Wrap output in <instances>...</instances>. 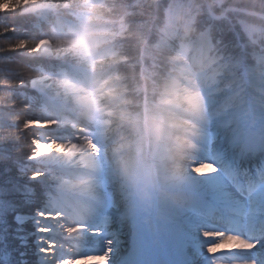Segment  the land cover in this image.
<instances>
[{"label": "rangeland", "instance_id": "obj_1", "mask_svg": "<svg viewBox=\"0 0 264 264\" xmlns=\"http://www.w3.org/2000/svg\"><path fill=\"white\" fill-rule=\"evenodd\" d=\"M35 2L43 4L38 9V12L34 11V14L37 13L41 17L52 13L57 8V5L51 0H27L21 3L19 7L21 12L28 13L24 9L26 7L32 8L30 3ZM60 7L70 9L68 2H64ZM171 10V8H168L167 15H171ZM75 16L78 15L75 14ZM79 17L81 18L82 16L79 15ZM57 22L60 25L61 20L58 19ZM232 26H234V23H232ZM246 28L248 31H259L262 26L247 24ZM235 35L237 37L240 36L237 29ZM50 38L51 36H47L46 41L43 43L47 45L46 49L48 48V51L39 54L41 57L51 56L54 46L64 47L71 51L65 43ZM195 39L196 37L192 38L187 43V46L192 49L195 46L199 49L203 47L201 43L196 45ZM242 48L244 50L247 49L248 52H253L252 46L246 41H244ZM35 50L36 46L31 51H26V53L31 56H39L35 53ZM68 50L65 51L67 52ZM65 51L63 53H66ZM107 51L111 50L108 49ZM228 51L230 52L229 49ZM71 52L76 55L73 51ZM236 52L231 56L230 54L229 56L225 55V62L221 63L217 70L208 75L210 83L214 81L213 79L221 80V87L223 88L221 91L217 93H212L211 90L205 92L203 89L209 87V84H202L200 82L202 77L193 78V76H188L195 81L198 80L193 87H191L190 83L182 82L186 88L198 93L202 106L199 114L202 115L186 117L193 129V147L183 154L178 165L175 166L169 153L167 140H162L152 146L143 147L141 136L132 133L124 123L118 122L117 116L113 115V111L136 115L142 108L152 106L156 100V95L147 100L140 95L136 104L133 102L132 104L120 105L119 100H117L114 102L115 108H109L98 113L92 120L82 121L79 117L75 97L79 89L92 88L93 86L90 85L94 84L88 83L87 86H79L78 80L68 82L62 77L54 76L52 78L44 75L37 78L42 79L43 85L47 87L41 86L38 88L32 84L33 78H31L29 87L34 92H38L44 102L46 101L49 112L44 115H32L26 120L27 125L38 132L40 131L39 139L34 141L37 150L31 156V160L44 167L42 172H34L39 173L38 179H31L34 173L28 179L34 181V184L38 186H44L49 193H52V196L49 195L50 198L44 206L38 203L35 209H31L30 204L24 202H19V204H21L22 209L31 212L24 213L23 215L25 216L34 215L37 208L45 212H58L60 215L58 219L55 216L51 219L37 217L36 227L34 222L29 220L30 222L25 229L26 232L20 235L22 238L21 243L23 246H27L28 253L22 250L19 253L11 254L8 258L5 252H2L0 256L2 263L0 262V264H42V258L47 261V264H102V261L97 258L101 249H91L86 246V241L91 233L86 226L95 220L105 192L112 194L114 199H118L119 205H114V208L118 207L120 209L121 217L130 229L133 228V218L127 214L128 212L131 215L147 216L154 211L168 209L166 204L170 206V209L174 210L187 208L188 203L187 205H182V207L176 205L177 203H175L174 199L173 201L167 200L166 196H174L179 190V183L170 181L169 174L170 172H177V168L178 173L182 175L188 174L190 160L202 149L212 129L213 123L209 120V112L216 108L217 105H223L226 100L236 102L237 99L241 98V96H234L235 94H233L226 99V92L229 89L227 80L231 79V74H233V77L235 73L241 76L243 67L249 69L254 67L241 62L242 59H244L243 63L247 62V55L249 54L239 51L238 48ZM119 55L123 57L120 63L128 65L129 60L126 54ZM139 58L140 56L137 57L135 63L140 69ZM83 60L81 58V61ZM250 61L252 60L250 59ZM84 62L90 72L92 70L95 71L96 65L105 61L101 60V58H93L92 62ZM214 63L218 65L216 62ZM239 66L241 67L240 71L237 70ZM259 73L261 72L259 71ZM113 74L123 77L121 98H127V88L124 84L126 78L122 74L112 73V69H107V72L102 76ZM242 86L243 83L237 87V93ZM210 98H214L213 100L218 101V104H210ZM254 107L258 108L259 104L256 103ZM206 110L210 111L207 112ZM177 111L182 115L184 114L182 107L177 109ZM261 111H264V108ZM256 133L259 134V132ZM262 136L263 133L261 136L250 133L248 144L249 147L253 146V148L249 149V147L244 145L233 146L228 152L227 162L233 165V160L240 156L239 154L243 150H246L245 162L239 165L240 169L243 171L248 169L249 165H246V162L249 159L254 161L257 168H259V172L264 173V142H262L264 136ZM256 148L260 149L259 154L255 153L254 149ZM249 150L251 152H248ZM236 154L237 156H234ZM122 157H127L130 161L129 174H126L122 168ZM63 159L67 160L62 161ZM256 160L260 162H255ZM24 175L26 176L23 173L19 174V176L25 178ZM260 181L259 189H257L259 193H264V178L260 179ZM59 195L63 202L58 200ZM179 196L185 200L189 199V196L186 195ZM150 200L154 204L155 210L150 207ZM36 228L39 232H37ZM28 233L33 235L29 236L27 235ZM38 236L41 238L42 244L39 251L37 248ZM17 239L19 244L20 239L18 236ZM120 242L124 243L123 240ZM127 251V245H125L122 250V256H126ZM82 256H87L88 258L79 259Z\"/></svg>", "mask_w": 264, "mask_h": 264}, {"label": "trees", "instance_id": "obj_2", "mask_svg": "<svg viewBox=\"0 0 264 264\" xmlns=\"http://www.w3.org/2000/svg\"><path fill=\"white\" fill-rule=\"evenodd\" d=\"M23 1L27 0H0V189L4 190L0 199L15 206L14 211L0 214V256L5 252L8 258L22 250L28 253L27 246L21 243L20 235L26 232L30 221L24 223L23 233L18 235L15 215L31 212L22 209L19 202L30 204V208L35 209L38 203L44 206L52 196L44 186H38L28 179L35 171L42 172L44 167L31 160L37 150L34 141L39 139L40 131L27 125L26 120L32 115H44L46 109L38 93L29 88V81L42 74L54 75L66 71L69 64L79 68L84 65V60L81 61L80 57L60 46H54L52 50L54 53L68 50L69 52H65L69 64L53 58L27 54L26 51L35 48L41 38L51 36L50 39L67 44L62 39V34L68 33L81 23L79 15H84L83 7L102 6L105 18L113 21L111 27L115 33L109 49L126 54L129 61L128 65L121 64L120 61L106 62L96 65V70L100 72L103 69H112V73L122 74L126 78L124 84L127 98H131L135 104L142 93L141 77L150 78L151 87L155 88L163 78L176 76L178 71H182L184 67L180 64L184 63L186 68L191 69V63H187L189 60L181 63L176 56L184 55L181 50L183 44L207 24H210L216 55L226 47V42L233 45L236 41L235 34L230 29L232 20L237 25L240 40H250L255 47H261L264 51L262 19L226 11L224 17L206 20L203 11L204 2H211L217 13L225 7L246 8L264 13V0H51L57 5L59 16L69 20L64 22L63 31L59 33L55 30L54 15H48L46 21L36 13H22L19 7ZM64 2H68L70 9L60 7ZM167 8L174 11V19L166 21ZM181 16L184 21L178 22L177 18ZM239 21L262 28L250 34ZM188 22L195 32L185 37L183 23ZM219 42L224 46L219 48ZM185 51L189 53L190 49L186 47ZM140 55L143 66L139 69L135 61ZM202 72V75L209 73L207 68ZM79 74L86 79L87 72L80 71ZM181 75L179 79L182 80L186 74ZM146 93L149 99L156 95L154 92ZM22 173L26 174L25 178L19 176ZM14 184L29 190L32 202L25 201L20 193L9 191ZM17 236L20 239L19 244ZM0 262L2 263L1 258Z\"/></svg>", "mask_w": 264, "mask_h": 264}, {"label": "snow or ice", "instance_id": "obj_3", "mask_svg": "<svg viewBox=\"0 0 264 264\" xmlns=\"http://www.w3.org/2000/svg\"><path fill=\"white\" fill-rule=\"evenodd\" d=\"M209 103L217 105L218 101L210 98ZM245 111L242 103L236 104L231 100L215 108L207 140L189 163L187 208L161 209L147 216L128 212L133 218V228L130 229L122 219L120 209L114 208V205H119L118 199L105 192L95 220L86 226L91 232L86 246L101 249L97 258L102 264H211L207 249L217 241L206 235L209 231L207 225L212 223L209 217L218 219L216 230L223 235H235L249 245L231 250L239 253L236 259L240 264H248L249 261L264 264V193L255 198L249 195L248 202L238 199L236 192L244 189L238 179L239 173L227 162L228 152L233 146L249 147L251 124ZM254 119L264 129V111ZM38 177L39 173H34L31 179ZM3 191L0 189V196ZM9 191L20 193L25 201L32 202L29 190L24 186L14 184ZM14 210L13 204L0 199V214ZM59 215L39 208L32 216L16 214L18 235L23 233L25 221L32 220L36 227L37 217L51 219L55 216L58 219ZM125 245L127 255L122 256ZM41 246L38 236V251ZM42 264H47L43 258Z\"/></svg>", "mask_w": 264, "mask_h": 264}, {"label": "clouds", "instance_id": "obj_4", "mask_svg": "<svg viewBox=\"0 0 264 264\" xmlns=\"http://www.w3.org/2000/svg\"><path fill=\"white\" fill-rule=\"evenodd\" d=\"M84 19L64 37L66 46L76 55L88 62L100 55L105 62L116 63L123 59L115 50L107 51L115 33L111 27L113 21L105 18L102 6L85 5L82 9ZM178 22L184 18L178 17ZM184 36L188 37L195 29L190 22L183 23ZM211 64L209 63L208 67ZM141 90L156 94L152 106L142 108L133 115L113 111L118 122L124 123L134 134H139L145 146H152L162 140H167L168 149L173 164L178 165L183 154L193 147V129L187 116L198 115L201 112V102L198 93L186 88L177 76H168L155 87L151 80L141 77ZM121 75L98 76L92 88H82L77 91L75 102L78 105L79 117L82 121L92 120L98 113L115 108L114 102L120 105L132 104L131 98H121L123 91ZM183 108V115L177 111ZM123 138V136H122ZM122 168L130 173V161L121 158ZM178 172V168H177Z\"/></svg>", "mask_w": 264, "mask_h": 264}, {"label": "bare ground", "instance_id": "obj_5", "mask_svg": "<svg viewBox=\"0 0 264 264\" xmlns=\"http://www.w3.org/2000/svg\"><path fill=\"white\" fill-rule=\"evenodd\" d=\"M30 7H26L24 9V11L27 12H38L39 8L41 6H43L42 3H30ZM37 10V11H36ZM228 11H232L235 13H240V10L236 7H231L228 9ZM225 15V12H224ZM195 43L197 44H202V45H207L212 41V34H211V29L210 26L208 29L203 28L201 30H198L195 34ZM215 41V40H213ZM44 42H40V44L37 46V49L35 50L36 54H41V53H46L48 50V48L46 49L45 44H43ZM230 43L226 42V47H229ZM251 81L256 82L257 79H255V76H252ZM32 84L36 87H47L45 85H43L42 83V79L40 78H34L32 80ZM67 160V159H63L62 161ZM169 180L173 181V182H178L179 183V190L178 193L174 194V198L181 199L182 197L179 195H190V181L188 179V174L182 175L178 172H170L169 174ZM245 190H247V187L244 188ZM230 191H234L233 189H230ZM237 198L240 199L242 202H248L249 196H247L246 198H243L239 192H236ZM249 195H251L253 198H255L258 194L253 192L250 193ZM212 218V223H210L209 225H207V227L209 228V231L206 233V235H208L209 237L216 239V243H214V245L212 244L211 247H208L207 252L210 254L211 256H214L217 259H220L219 261H217V264H240L239 261L237 260H233L232 258H236L239 253H235L232 252L231 250L233 249H240L249 245H246L244 241H242L241 239H238L237 236L235 235H223L220 231L216 230V225L219 224V221L216 217H209ZM222 226V225H221ZM91 234V233H90ZM243 234V233H242ZM219 254V255H217ZM214 259V258H213ZM248 264H254V262L250 261V263Z\"/></svg>", "mask_w": 264, "mask_h": 264}]
</instances>
